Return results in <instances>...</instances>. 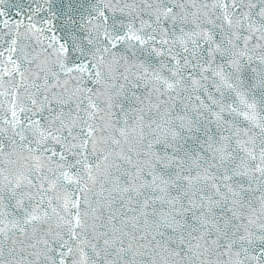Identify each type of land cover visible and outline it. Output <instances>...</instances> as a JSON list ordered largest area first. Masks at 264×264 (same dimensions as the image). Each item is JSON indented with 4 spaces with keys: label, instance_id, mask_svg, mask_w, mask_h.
<instances>
[{
    "label": "snow or ice",
    "instance_id": "obj_1",
    "mask_svg": "<svg viewBox=\"0 0 264 264\" xmlns=\"http://www.w3.org/2000/svg\"><path fill=\"white\" fill-rule=\"evenodd\" d=\"M0 264H264V0H0Z\"/></svg>",
    "mask_w": 264,
    "mask_h": 264
}]
</instances>
